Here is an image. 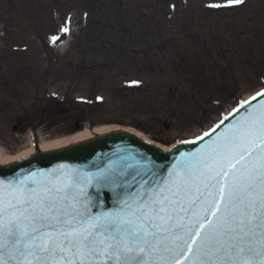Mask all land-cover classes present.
<instances>
[{"label": "rangeland", "instance_id": "374dc122", "mask_svg": "<svg viewBox=\"0 0 264 264\" xmlns=\"http://www.w3.org/2000/svg\"><path fill=\"white\" fill-rule=\"evenodd\" d=\"M43 1L0 0L1 161L32 127L40 146L125 126L168 147L264 87V0Z\"/></svg>", "mask_w": 264, "mask_h": 264}, {"label": "snow or ice", "instance_id": "6c2138e0", "mask_svg": "<svg viewBox=\"0 0 264 264\" xmlns=\"http://www.w3.org/2000/svg\"><path fill=\"white\" fill-rule=\"evenodd\" d=\"M0 264H264V100L166 176L129 156L0 180Z\"/></svg>", "mask_w": 264, "mask_h": 264}, {"label": "water", "instance_id": "95a60500", "mask_svg": "<svg viewBox=\"0 0 264 264\" xmlns=\"http://www.w3.org/2000/svg\"><path fill=\"white\" fill-rule=\"evenodd\" d=\"M262 100L264 96H257L251 100L219 124V128L216 127L215 131L212 130L208 136H204L202 140L199 139L192 144H179L168 152L145 143L131 134L116 132L49 153L41 154L36 150V154L31 157L11 165L0 166V180L17 179L40 170L55 172L60 166L95 172L109 167L111 162H118L121 157L129 156L153 167L161 176H166L168 169L182 155L195 153L210 142L216 141L226 129L234 126L249 111L260 109ZM101 200L105 210L114 207L115 196L111 191L104 190L101 193Z\"/></svg>", "mask_w": 264, "mask_h": 264}, {"label": "bare ground", "instance_id": "6f19581e", "mask_svg": "<svg viewBox=\"0 0 264 264\" xmlns=\"http://www.w3.org/2000/svg\"><path fill=\"white\" fill-rule=\"evenodd\" d=\"M261 90L262 89H259L255 93L249 94L246 97H244V99L238 104L237 107L245 104L246 101H249L254 96V94L258 93ZM237 107L233 108L231 111H228L226 116L230 115ZM85 130H86L85 133H82L80 135H77L75 137L67 139L65 141H55V142H52V143H49V144L43 145V146L39 145L38 148H34L32 146L30 151L28 153H26V154H23V155H20L18 157H15L14 159H11L9 161H7V160L6 161H1L0 160V166L3 167V166L11 165V164L16 163L18 161H21V160H23L25 158L31 157V156L36 154V150H38L41 154L42 153H49V152L57 151L59 149H63V148H66V147H71V146H74V145L82 144V143H85L87 141L93 140L95 138L102 137V136L108 135L110 133H116V132H125V133H128V134H131V135L137 137L138 139H140L141 141H144L145 143H148V144H150V145H152V146H154V147H156L158 149H161L163 151H167V150L173 148L175 145H179L180 143H185V142H178L176 144H172L171 146L164 147V146H161L160 144H158L157 142H153V141L145 138L140 132H138L134 128L125 127V126H123V127L108 126V127L98 128V129L95 128L92 131H90L88 129H85ZM209 130L210 129H208L207 131H209ZM201 135L196 136V137L193 138V140L186 141V142L191 143V142L195 141L198 137H201Z\"/></svg>", "mask_w": 264, "mask_h": 264}]
</instances>
